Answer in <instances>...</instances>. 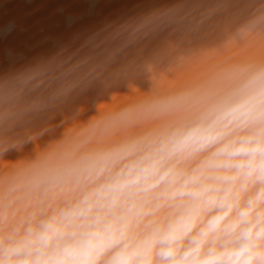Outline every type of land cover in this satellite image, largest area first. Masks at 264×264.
<instances>
[{
  "label": "clouds",
  "instance_id": "1",
  "mask_svg": "<svg viewBox=\"0 0 264 264\" xmlns=\"http://www.w3.org/2000/svg\"><path fill=\"white\" fill-rule=\"evenodd\" d=\"M0 264H264V0H173L0 72Z\"/></svg>",
  "mask_w": 264,
  "mask_h": 264
},
{
  "label": "rangeland",
  "instance_id": "2",
  "mask_svg": "<svg viewBox=\"0 0 264 264\" xmlns=\"http://www.w3.org/2000/svg\"><path fill=\"white\" fill-rule=\"evenodd\" d=\"M173 0H0V72L19 67L34 58L51 55L62 44L83 39L90 32L128 17L147 12ZM215 37H208L212 42ZM260 51L259 44L248 48ZM194 54L187 66L171 75L161 74L164 86L184 83L203 70ZM147 87L146 83L140 86ZM116 96L101 98L107 106L128 102L138 92L121 87ZM94 96V94H93ZM93 99L90 97L89 103ZM94 114L89 109L85 116Z\"/></svg>",
  "mask_w": 264,
  "mask_h": 264
}]
</instances>
